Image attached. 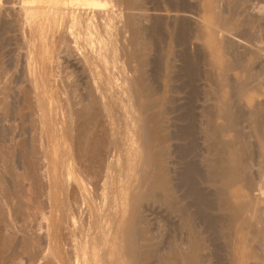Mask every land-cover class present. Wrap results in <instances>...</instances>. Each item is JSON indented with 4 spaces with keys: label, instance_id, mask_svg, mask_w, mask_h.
<instances>
[{
    "label": "rangeland",
    "instance_id": "374dc122",
    "mask_svg": "<svg viewBox=\"0 0 264 264\" xmlns=\"http://www.w3.org/2000/svg\"><path fill=\"white\" fill-rule=\"evenodd\" d=\"M27 1L0 0V264H264V0Z\"/></svg>",
    "mask_w": 264,
    "mask_h": 264
},
{
    "label": "bare ground",
    "instance_id": "6f19581e",
    "mask_svg": "<svg viewBox=\"0 0 264 264\" xmlns=\"http://www.w3.org/2000/svg\"><path fill=\"white\" fill-rule=\"evenodd\" d=\"M23 1V0H22ZM30 1V3L31 2H33L32 4H25V2H26V0H25V2L23 3L24 4V6H23V9H24V16H25V18L24 19H27V23L28 22H31V21H33L35 18H36V16L38 15V9H40V8H42L44 11H45V13H46V17H48V18H52V17H54L55 18V16H56V12L58 11V10H60L59 12H63V13H59L60 15H65L66 13H68L69 11H67L66 10V12L64 11L65 9H64V7H62L61 6V3H64V1L63 0H44L45 2H44V4L46 3V5H43V6H37V5H34V2L35 1H39V4H40V1H42V0H28L27 2H29ZM63 1V2H62ZM79 1V0H78ZM97 2V1H96ZM42 3V2H41ZM88 3H92L91 1H88ZM87 3V4H88ZM93 3L95 4V2L93 1ZM99 3H101V2H99ZM230 3V1L228 2V4ZM234 3H236V2H234ZM80 4H86V3H80ZM92 5V4H91ZM97 5V4H96ZM231 6V5H230ZM234 5H232V7H233ZM22 7V6H21ZM237 7V6H236ZM66 8V7H65ZM41 9V10H42ZM52 9V10H51ZM67 9H68V7H67ZM75 9V8H74ZM73 9V10H74ZM54 10V11H53ZM72 10V11H73ZM76 10V9H75ZM43 12V11H42ZM76 11H73L72 12V14H67V15H70L69 17H70V20H69V22H70V27L71 26H76V25H80V26H83V27H85V28H87V27H89V23H87V21H85V20H82L81 18H83V17H81L80 18V14L79 13H75ZM99 12V11H98ZM44 13V14H45ZM71 13V12H70ZM80 13H82V12H80ZM105 13V12H104ZM53 14H55L54 16H53ZM82 15V14H81ZM60 17V16H59ZM62 17V16H61ZM89 17H91V16H89ZM233 17V16H232ZM104 18V17H103ZM102 18V19H103ZM109 18H110V15H109ZM230 18H231V16H230ZM229 18V19H230ZM23 19V18H22ZM49 19V20H50ZM85 19V18H84ZM221 19V18H220ZM97 20V19H96ZM114 20V19H113ZM222 20V19H221ZM232 20V19H231ZM23 21V20H22ZM111 21H112V19H111ZM227 21V20H226ZM225 22V21H224ZM229 22V21H228ZM236 22V21H235ZM24 23V22H23ZM60 23V22H59ZM92 23V22H91ZM104 23V22H103ZM108 23V22H107ZM221 23H223V22H221ZM32 24V23H31ZM31 24H30V26H31ZM67 24V23H66ZM94 24V23H93ZM111 24V23H110ZM231 24V23H230ZM239 24H241V23H239ZM28 25V24H27ZM65 25V24H64ZM98 25V24H97ZM33 26H34V24H33ZM100 26H102V25H100ZM104 26H105V24H104ZM229 26H231V25H229ZM32 28V27H31ZM69 28V27H68ZM85 28H83V30L85 31ZM91 28V27H90ZM89 28V29H90ZM94 28V27H93ZM97 28H99L98 26H97ZM109 28V27H108ZM107 28V29H108ZM61 29H63V28H61ZM114 29V28H113ZM79 30V29H78ZM200 32V31H199ZM34 33H35V30H34ZM76 33V32H75ZM80 33V32H79ZM78 33V34H79ZM202 33V32H201ZM204 33V32H203ZM31 34V33H30ZM29 34V35H30ZM83 34V33H82ZM81 34V35H82ZM99 34V33H98ZM101 34V33H100ZM113 34V33H112ZM80 35V36H81ZM109 35V34H108ZM27 36H28V34H27ZM72 36V35H71ZM85 36V35H84ZM87 36V35H86ZM29 37V36H28ZM32 37V36H31ZM34 37H35V35H34ZM47 37V36H46ZM75 37V36H74ZM91 37V36H90ZM111 37V36H110ZM36 38V37H35ZM71 38V37H70ZM77 38V37H76ZM96 38V37H95ZM105 38V37H104ZM29 39H31V38H29ZM28 39V40H29ZM87 39V38H86ZM100 39V38H99ZM98 39V40H99ZM102 39V38H101ZM33 40V39H32ZM32 40H30L31 41V43H32ZM76 41V40H75ZM107 41V40H106ZM29 42V41H28ZM79 42V41H78ZM31 43H29L30 45H31ZM99 43V42H98ZM27 44V43H26ZM33 44H35V42L34 43H32V45ZM80 44V43H79ZM82 44V43H81ZM99 44H101V43H99ZM29 45V46H30ZM32 45L30 46V47H32ZM36 45V44H35ZM78 45V44H77ZM92 45H94L93 43H92ZM75 46V45H74ZM103 46V45H102ZM129 46V45H128ZM26 47V46H25ZM80 47V46H79ZM82 47V46H81ZM99 47V46H98ZM33 48H34V46H33ZM93 48V47H92ZM97 48V47H96ZM96 48H94V49H96ZM109 48V47H108ZM106 49H107V47H106ZM29 50V49H28ZM32 50V49H31ZM87 50V49H86ZM102 50V49H101ZM96 51V50H95ZM229 51V50H228ZM28 52H30V51H28ZM28 52H27V55H28ZM90 52V51H89ZM104 52V51H103ZM110 52V51H109ZM31 53V55H32V51L30 52ZM30 53H29V56H31L30 55ZM86 53V52H85ZM93 53V52H92ZM91 53V54H92ZM102 53V52H101ZM209 53V52H208ZM96 54V53H95ZM99 54V53H98ZM110 54H111V52H110ZM109 54V55H110ZM26 55V56H27ZM35 56V55H34ZM38 56V55H37ZM86 56V55H85ZM88 56H89V54H88ZM110 56H112V55H110ZM109 56V58H111ZM96 57H97V55H96ZM28 58H30V57H28ZM31 58H32V56H31ZM30 58V59H31ZM86 57H84L83 59H85ZM234 58V57H233ZM236 58V57H235ZM243 58V57H242ZM257 58V57H256ZM30 59H29V61H30ZM35 58L33 57V59L32 60H34ZM115 59V58H114ZM247 59V58H246ZM27 60V59H26ZM35 60H37V59H35ZM35 60H34V62H35ZM87 60H89V59H87ZM86 60V61H87ZM90 60H91V58H90ZM97 60V59H96ZM237 60V59H236ZM25 61V60H24ZM28 61V62H29ZM94 61H95V59H94ZM98 61V60H97ZM96 61V62H97ZM100 61V60H99ZM247 61V60H246ZM256 62V61H255ZM36 63V62H35ZM88 62H86V64H87ZM230 63V62H229ZM238 63H239V61H238ZM29 64V63H28ZM37 64V63H36ZM89 64H90V62H89ZM96 64V63H95ZM101 64H102V62H101ZM225 64V63H224ZM233 64V63H232ZM33 65H34V63H33ZM227 65V64H226ZM226 65H224L225 67H226ZM250 65V64H249ZM27 66V65H26ZM31 66H32V64H30L29 65V67H30V69H31ZM96 66V65H95ZM102 66V65H101ZM211 66H212V64H211ZM229 66V65H228ZM240 66H241V64H240ZM245 66V65H244ZM252 66V65H251ZM32 67H34V66H32ZM38 67V66H37ZM94 67V66H93ZM97 67H98V64H97ZM104 67V66H103ZM225 67H224V70H226L225 69ZM234 67V66H233ZM236 67V66H235ZM239 67V66H238ZM241 67H243V66H241ZM35 68V67H34ZM34 68L32 69V71H33V73H34ZM92 68V67H91ZM106 67H104L103 69H105ZM222 68V67H221ZM230 68V67H229ZM228 67H227V69H229ZM237 68V67H236ZM247 68V67H246ZM249 68V67H248ZM247 68V69H248ZM28 70L29 72L31 71V70ZM94 69V68H93ZM101 69V68H100ZM245 69V68H244ZM263 69V68H262ZM95 70V69H94ZM98 71L97 72H99V69H97ZM208 70V69H207ZM222 70V69H221ZM220 70V71H221ZM31 71V72H32ZM89 71V70H88ZM105 71H106V69H105ZM227 71V70H226ZM225 71V72H226ZM248 71V70H247ZM206 72V71H205ZM222 72H224V71H222ZM249 72V71H248ZM90 73V72H89ZM95 73V72H94ZM94 73H92V74H94ZM209 73V72H208ZM221 74V73H220ZM227 74V73H226ZM246 74H247V72H246ZM41 75V74H40ZM96 75H98L97 73H96ZM107 75V74H106ZM127 75V74H126ZM134 75V74H133ZM208 75H210V74H208ZM211 75H213V74H211ZM230 75V74H229ZM31 76V75H30ZM92 76V75H91ZM125 76V75H124ZM201 76V75H200ZM221 76H225V74L223 75V74H221ZM33 77H34V75H33ZM39 77V76H38ZM43 77V76H42ZM212 77V76H211ZM217 77V76H216ZM32 78V77H31ZM40 78V77H39ZM97 78V77H96ZM107 78V80H109L108 79V77H106ZM106 78L104 79V80H106ZM36 79V78H35ZM123 79H124V77H123ZM122 79V80H123ZM129 79H130V77H129ZM134 79V78H133ZM132 79V80H133ZM208 79V78H207ZM206 79V80H207ZM233 79V78H232ZM240 79H242V78H240ZM247 79V78H246ZM245 79V80H246ZM264 79V78H263ZM37 80H38V78H37ZM93 80V79H92ZM221 80H223L224 81V79L223 78H221ZM228 80V79H227ZM236 80V79H235ZM238 80V79H237ZM97 81V80H96ZM98 81H100V80H98ZM97 81V82H98ZM135 81V80H134ZM220 83L222 82V81H220V79L218 80ZM217 81V82H218ZM242 82H243V80H241ZM241 81H240V83H241ZM254 81V80H253ZM32 82H34V81H32ZM37 82V81H36ZM41 82V81H40ZM94 82H95V80H94ZM93 82V83H94ZM136 82V81H135ZM210 82H211V80H210ZM239 82V81H238ZM237 82V83H238ZM251 82V81H250ZM109 83V82H108ZM224 83V82H223ZM245 83V82H244ZM247 83V82H246ZM245 83V85L244 84H242V86L244 85V86H246L247 84ZM252 83V82H251ZM32 84V83H31ZM137 84V83H136ZM214 84V83H213ZM216 84V83H215ZM38 85V84H37ZM110 85H111V83H110ZM217 85H218V83H217ZM238 85V84H237ZM253 85H254V83H253ZM35 86V89L37 88V86L36 85H34ZM242 86L240 85V87L242 88ZM243 86V87H244ZM250 86V85H249ZM197 87V86H196ZM252 87V86H251ZM98 88V87H97ZM240 88V89H241ZM250 88V87H249ZM255 88H257V86L255 87ZM107 89V88H106ZM237 89V88H236ZM245 89V88H244ZM248 89V88H247ZM99 90V89H98ZM102 90V89H101ZM221 90V89H220ZM261 90V89H260ZM33 91V90H32ZM230 91V90H229ZM257 91H258V89H257ZM34 92V91H33ZM33 92H32V94H33ZM260 92V91H259ZM101 93V92H100ZM213 93V92H212ZM214 94V93H213ZM243 94V93H242ZM130 96V95H129ZM216 96V95H215ZM43 97V96H42ZM100 97V96H99ZM102 97V96H101ZM104 97V96H103ZM239 98H240V96H239ZM40 99V98H39ZM100 99V98H99ZM217 99V98H216ZM41 101H43V99L41 100ZM50 101V100H49ZM54 101V100H53ZM104 101V100H103ZM36 102V101H35ZM38 102V101H37ZM105 102V101H104ZM154 102V101H153ZM229 102V101H228ZM39 103V102H38ZM42 103V102H41ZM50 103V102H49ZM144 103V102H143ZM223 103V102H222ZM104 104V103H103ZM105 104H106V102H105ZM141 104V103H140ZM146 105H147V103H145ZM151 104V103H150ZM38 105V104H37ZM47 105H49V104H47ZM47 105H45V106H47ZM145 105V106H146ZM205 105V104H204ZM42 106V105H41ZM217 106V105H216ZM39 107H40V104H39ZM43 107V106H42ZM48 107V106H47ZM104 108H105V105H104ZM225 108H227V107H225ZM225 108H223L224 109V111H225ZM245 108V107H244ZM254 108V107H253ZM38 109V108H37ZM45 109V108H44ZM51 109V108H50ZM50 109H48V111L50 110ZM140 109V108H139ZM206 109V108H205ZM46 110V109H45ZM106 110V109H105ZM109 110V109H108ZM136 110V109H135ZM158 110V109H157ZM227 110V109H226ZM41 111V110H40ZM63 111V110H62ZM211 111V110H210ZM223 111V112H224ZM50 112V111H49ZM130 112V111H129ZM138 112V111H137ZM153 112V111H152ZM209 112V111H208ZM226 112H228V111H226ZM46 113V112H45ZM109 113V112H108ZM111 113V112H110ZM155 113V112H154ZM211 113V112H210ZM131 114V113H130ZM152 114V113H151ZM194 114V113H193ZM224 114H226V115H228L227 113H225L224 112ZM237 114H239V113H237ZM44 115V114H43ZM212 115V114H211ZM220 115H222L221 113H220ZM226 115H225V117H226ZM244 115V114H243ZM242 115V116H243ZM253 115V114H252ZM110 116V115H109ZM108 116V118H110ZM112 116V115H111ZM145 116V115H144ZM158 116V115H157ZM217 116V115H216ZM223 116V115H222ZM228 116H230V115H228ZM40 117H41V115H40ZM47 117H48V115H47ZM114 117V116H113ZM131 117H132V115H131ZM232 117V119H233V116H231ZM42 118H44V117H42ZM48 118H50V116L48 117ZM136 118V117H135ZM144 118V117H143ZM157 118V117H156ZM227 118H229V117H227ZM44 119H46V118H44ZM44 119H42V120H44ZM147 120V119H146ZM244 120V119H243ZM251 120V119H250ZM41 121V120H40ZM135 121V120H134ZM159 121V120H158ZM211 121V120H210ZM213 121V120H212ZM227 121H229V120H227ZM144 122V121H143ZM156 122V121H155ZM160 122V121H159ZM43 123V122H42ZM212 123V122H211ZM210 123V124H211ZM221 123V122H220ZM230 123H231V121H230ZM229 123V124H230ZM239 123V122H238ZM244 123V122H243ZM45 124V123H44ZM142 124V123H141ZM145 124V123H144ZM208 124V123H207ZM228 124V123H227ZM227 124H226V126H227ZM240 124V123H239ZM251 124V123H250ZM146 125V124H145ZM153 125V124H152ZM158 125V124H157ZM212 125H214V124H212ZM47 126V125H46ZM160 126V125H159ZM44 127V126H43ZM139 127V126H138ZM145 127H147V126H145ZM144 127V128H145ZM157 127V126H156ZM197 127V126H196ZM216 127H217V125H216ZM221 127H223V126H221ZM230 127V126H229ZM44 128H46V127H44ZM147 128H150V127H147ZM207 127H205V129H206ZM220 128V127H219ZM219 128H216V129H219ZM227 128V127H226ZM234 128H236V127H234ZM213 129V128H212ZM222 129V128H221ZM241 129V128H240ZM252 129V128H251ZM203 130V129H202ZM223 130H226V129H223ZM146 130H144V132H145ZM147 131H148V129H147ZM197 132V131H196ZM212 132V131H211ZM217 132V131H216ZM152 133V132H151ZM236 133H238V132H236ZM60 134V133H59ZM147 134V133H146ZM206 134V133H205ZM246 134V133H245ZM256 134V133H255ZM260 134V133H259ZM149 135V134H148ZM215 135V134H214ZM209 136V135H208ZM216 136V135H215ZM212 137V136H211ZM234 137H237L236 135L234 136ZM239 137V136H238ZM60 138V137H59ZM209 138V137H208ZM210 140V139H209ZM231 140V139H230ZM229 140V141H230ZM235 139H232V144L234 145H232V144H230V146L232 145L233 147H236L237 149V151L238 152H236V150L234 151V153H235V155H234V153H233V157L231 158V156H229L228 157V159H226V162H225V165H224V167H223V171L221 172V177H223V175L225 176V181H223V184H226V185H233V184H238L240 181H242V180H246V181H249V180H247V176H246V174H245V170H244V162H243V159H244V155L246 154V144H239V141H234ZM239 140H240V138H239ZM242 140V139H241ZM218 141V140H217ZM225 141V140H224ZM223 141V142H224ZM197 143V142H196ZM214 143V142H213ZM225 143V142H224ZM228 143V142H227ZM154 144V143H153ZM229 144V143H228ZM143 145V144H142ZM141 145V146H142ZM145 145H147V144H145ZM160 145V144H159ZM148 146V145H147ZM152 146V145H151ZM228 146V145H227ZM146 147V146H145ZM144 147V148H145ZM158 147V146H157ZM222 147V146H221ZM233 147H232V150H233ZM219 148V147H218ZM217 148V149H218ZM149 149V148H148ZM157 149V148H156ZM209 149V148H208ZM216 149V150H217ZM225 149V148H224ZM230 149V148H229ZM146 150H147V148H146ZM158 150V149H157ZM194 150V149H193ZM215 150V151H216ZM143 151H145V149L143 150ZM160 151H162V149L160 150ZM212 152H213V150H212ZM211 152V153H212ZM217 152V151H216ZM149 153V152H148ZM153 153V152H152ZM161 153V152H160ZM220 154V153H219ZM215 155V154H214ZM156 156V155H155ZM154 156V157H155ZM216 156V155H215ZM223 156V155H222ZM221 156V157H222ZM225 156V155H224ZM147 157H149V156H147ZM207 157V156H206ZM145 158H146V155H145ZM212 158V157H211ZM218 158V157H217ZM226 158V157H225ZM147 159V158H146ZM152 159V158H151ZM204 159H205V157H204ZM213 159V158H212ZM215 159V158H214ZM224 159V158H223ZM223 159H221V160H223ZM261 159V158H260ZM148 160V159H147ZM150 160V159H149ZM154 160V159H153ZM217 160V159H216ZM215 161V160H214ZM213 161V162H214ZM225 161V160H224ZM245 161V160H244ZM141 162V161H140ZM246 162V161H245ZM153 163V162H152ZM70 164V163H69ZM147 164H149V163H147ZM154 164H155V162H154ZM206 164V163H205ZM212 164V163H211ZM146 165V164H145ZM68 166H70V165H68ZM220 166V165H219ZM157 167V166H156ZM194 167V166H193ZM69 168H71V167H69ZM196 168V167H195ZM218 169H219V167H217ZM156 169V168H155ZM209 169H211V168H209ZM141 171V170H140ZM196 171V170H195ZM211 171V170H210ZM216 171H219V170H217L216 169ZM149 172V171H148ZM151 172V171H150ZM213 173V172H212ZM212 173H211V175H212ZM216 173H218V176H219V172H216ZM143 174V173H142ZM193 174H194V169H193ZM248 175V174H247ZM149 177V176H148ZM155 177V176H154ZM211 177V176H210ZM217 177V176H216ZM215 178V177H214ZM224 178V177H223ZM250 178V177H249ZM155 180V179H154ZM211 180V179H210ZM214 180V179H213ZM216 181V180H215ZM82 182V181H81ZM210 182V181H209ZM159 183V182H158ZM245 183V182H244ZM248 184H249V182H247ZM222 184V183H221ZM246 184V183H245ZM84 185V184H83ZM251 185V184H250ZM222 186V185H221ZM249 186V185H248ZM247 186V188H249ZM85 187V186H84ZM223 187V186H222ZM230 187V186H229ZM222 191V190H221ZM262 192V191H261ZM223 193H226V192H224V190H223ZM263 193H264V189H263ZM252 194V193H251ZM250 195V194H249ZM222 196V195H221ZM252 196H253V194H252ZM198 198V197H197ZM203 200V199H202ZM231 201V200H230ZM249 201V200H248ZM248 201L247 200H245V199H243L242 197L240 198V200H238L237 201V203L236 204H234L233 206L235 207V208H233V209H235L236 211H237V223H235V224H238V222L239 221H241V219L243 220L244 218H242V215H243V211L247 208V206L248 207H250V205L248 204ZM222 202V201H221ZM232 203V202H231ZM228 205V204H227ZM195 206V205H194ZM253 206V205H252ZM232 208V207H231ZM253 208V207H252ZM94 210V209H93ZM257 210H258V208H257ZM248 211H250V210H248ZM247 211V212H248ZM263 211V210H262ZM244 214H247L246 212H244ZM257 215V214H256ZM232 217V216H231ZM246 217V216H245ZM248 217V216H247ZM260 217V216H259ZM263 217V216H262ZM264 219V218H263ZM245 220V219H244ZM243 220V221H244ZM262 220V219H261ZM231 222V221H230ZM245 222V221H244ZM246 222H247V220H246ZM240 223V222H239ZM99 224V223H98ZM232 224L234 225V223L232 222ZM230 225V224H229ZM228 225V226H229ZM234 227V226H233ZM103 228V227H102ZM229 228V227H228ZM231 228V227H230ZM239 228V227H238ZM241 228V227H240ZM249 228V227H248ZM100 229V228H99ZM105 229V228H104ZM107 229V228H106ZM105 229V230H106ZM234 229H236V227L234 228ZM264 229V228H263ZM85 230V229H84ZM132 231V230H131ZM85 232V231H84ZM83 232V233H84ZM233 232V231H232ZM251 232V231H250ZM257 232H258V230H257ZM91 233V232H90ZM106 233V232H105ZM231 233V232H230ZM236 233V232H235ZM93 234H95V233H93ZM232 234V233H231ZM234 235V234H233ZM232 235V236H233ZM82 236V235H81ZM90 236V235H89ZM99 236V235H98ZM98 236L96 237V238H98ZM104 236V235H103ZM87 237V236H86ZM102 237V236H101ZM100 237V238H101ZM121 237V236H120ZM96 238H94V239H96ZM108 239V238H107ZM262 239V238H261ZM80 240V239H79ZM89 240V239H88ZM103 240V239H102ZM251 240V239H250ZM97 240H95V242H96ZM105 241V240H104ZM231 241V240H230ZM247 241V240H246ZM91 242V241H90ZM101 242V241H100ZM100 242H99V244H100ZM77 243V242H76ZM116 243V242H115ZM102 244V243H101ZM96 245V244H95ZM106 245V244H105ZM74 246V245H73ZM82 246V245H81ZM84 246V245H83ZM110 246V245H109ZM96 247H98V245L96 246ZM95 247V248H96ZM120 247V246H119ZM121 247H122V245H121ZM89 248V247H88ZM91 248V250H92V247H90ZM93 249V251H91L90 249H88V250H90L91 252H89V254L87 253V255H88V257L89 258H85V254H84V252L82 253V251H84L86 248L85 247H83V249L84 250H81L80 252L83 254V256H84V258H85V260L86 259H88V261H83L82 263L83 264H88V263H90V264H100V260L99 259H102V257L100 258V257H98L99 256V254L97 253V250L96 249ZM118 248V247H117ZM78 249H79V247H78ZM77 249V250H78ZM99 249H100V247H99ZM254 249V248H253ZM96 250V251H95ZM127 250H128V248H127ZM115 251V250H114ZM85 252H87V250L85 251ZM110 252V251H109ZM123 252V251H122ZM251 252V251H250ZM254 252V251H253ZM114 253V252H113ZM255 253V252H254ZM104 254V253H103ZM250 254H252V253H250ZM122 255V254H121ZM126 255V254H125ZM256 255V254H255ZM101 256H102V254H101ZM104 256V255H103ZM116 256V255H115ZM251 256V255H250ZM257 256H258V253H257ZM77 257V256H76ZM106 257V256H105ZM108 257H110V256H108ZM119 257V256H118ZM125 257V256H124ZM259 257V256H258ZM128 258V257H127ZM197 258V257H196ZM81 259V258H80ZM109 260V259H108ZM125 260H127V259H125ZM260 260V259H259ZM262 260V259H261ZM82 261V260H81ZM123 261V260H122ZM191 261H193V260H191ZM105 262V261H104ZM101 263L103 264V260H101ZM120 263V262H119ZM127 263V262H126ZM120 264H122V263H120Z\"/></svg>",
    "mask_w": 264,
    "mask_h": 264
}]
</instances>
